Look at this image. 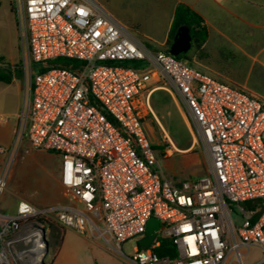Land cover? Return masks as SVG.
<instances>
[{
  "label": "built area",
  "instance_id": "2783aa9c",
  "mask_svg": "<svg viewBox=\"0 0 264 264\" xmlns=\"http://www.w3.org/2000/svg\"><path fill=\"white\" fill-rule=\"evenodd\" d=\"M16 15L29 69L40 66L22 135L61 157V183L80 204L21 200L16 213H0V264H42L48 223L124 255L123 244L144 238L152 217L161 229L148 248L135 246L132 264H245L251 246L264 253V101L144 45L97 0H16ZM155 89L182 108L193 147L206 152L203 175L163 173L160 158L171 148L155 149L144 125ZM7 186L3 173L0 197ZM22 201L33 211L21 214ZM165 237L178 257L155 252Z\"/></svg>",
  "mask_w": 264,
  "mask_h": 264
},
{
  "label": "crops",
  "instance_id": "0c3cea01",
  "mask_svg": "<svg viewBox=\"0 0 264 264\" xmlns=\"http://www.w3.org/2000/svg\"><path fill=\"white\" fill-rule=\"evenodd\" d=\"M97 1L124 24L141 43L153 50L163 51H169V30L175 8L180 3L186 4L203 17L208 30L207 40L192 55L191 66L223 84L233 85L245 91H248L249 88L248 78L258 71L264 72V0H148L143 12L150 18L149 26L139 23L138 16L134 14L138 6L143 8L144 0H135L137 6L135 10H123L112 0ZM151 46H158V48L155 49ZM9 60L11 82L0 83V116L4 117V121H0V146L8 150L16 148V151L26 146L32 149L26 137L22 135L23 125L20 118L27 105L29 85L33 80L30 76L32 68L29 69L28 56L25 52H23L22 58L17 53L12 55ZM27 73H29V77ZM152 86H155V82L152 83ZM159 90L162 89H155L152 92L151 100ZM176 104L186 121L183 110L177 102ZM146 124L145 119L144 125ZM191 148H193V144L191 147L181 148V150L189 151ZM37 152L42 153L43 151ZM15 156L16 152L14 153V151L12 154L0 155V175L4 173L8 181L5 194L0 197V213H16L17 205L21 200L38 206V203L34 202L32 194L25 195L12 184V161ZM57 157L60 159V164L53 175L55 189L60 195V202L57 204L79 205V199L69 193L61 183L62 160L59 155ZM160 159H162L160 164L165 175L175 180L182 179L175 178L170 174L173 157L164 156ZM189 160L199 163L197 155L194 154L189 158L187 156L183 158L180 164L184 166ZM198 172L197 168L194 177L200 176Z\"/></svg>",
  "mask_w": 264,
  "mask_h": 264
},
{
  "label": "rangeland",
  "instance_id": "374dc122",
  "mask_svg": "<svg viewBox=\"0 0 264 264\" xmlns=\"http://www.w3.org/2000/svg\"><path fill=\"white\" fill-rule=\"evenodd\" d=\"M112 1L123 10H135L137 7L135 0ZM146 1L148 0L143 2V8L138 6L134 14L138 16L139 23L149 26L150 18L148 14L143 12L147 6ZM200 46H194L187 53L186 59L189 63H191L192 55L200 49ZM151 47L158 48V46ZM23 52L24 42L17 25L16 0H0V56L3 57L2 66L10 70L8 62L11 56L18 53L22 58ZM39 67L32 65L31 78H34L38 73ZM27 76L29 77V73ZM247 85L249 87L248 92L264 101V72L258 71L251 75L247 80ZM151 101L155 117L148 116L145 126L153 144L171 148L169 156L173 157L174 160L171 161L170 174L175 178L182 179L194 177L197 168L199 169L198 175L204 174L207 168V156L202 147L195 146L189 151L181 150V148L192 146L193 136L170 93L165 90L156 91ZM0 121H4L3 116H0ZM15 149L13 151L16 152V156L12 161V184L25 195L32 194L35 199L34 202L38 203L39 207L56 205L60 202V195L55 189L53 180L56 168L60 164L59 157L54 153H38L27 146L21 150L16 151ZM194 154L197 155L199 163L189 160L184 166L180 164L183 158L186 156L189 158ZM160 160L162 161V159ZM165 169L168 168L165 167ZM233 218L236 224H241L243 221L242 217L236 213L233 214ZM50 238L49 231L48 240ZM138 241L139 238H135L124 243V255H119L103 239L87 237L69 229L66 231L60 250L55 254L52 248H49L43 262L44 264H132L129 258L135 255L134 249L139 244ZM111 244L115 246L114 242ZM242 252L246 253L247 249L243 248ZM263 260L264 253L262 250L257 246H251L245 258V264H259Z\"/></svg>",
  "mask_w": 264,
  "mask_h": 264
},
{
  "label": "trees",
  "instance_id": "16d2710c",
  "mask_svg": "<svg viewBox=\"0 0 264 264\" xmlns=\"http://www.w3.org/2000/svg\"><path fill=\"white\" fill-rule=\"evenodd\" d=\"M188 26L191 28L192 35V47L200 46L203 42H205L208 38V30L205 24L203 17L195 12L191 7L186 4L180 3L176 6L171 27L169 30V45L172 44L174 37L176 36L179 28L181 26ZM190 49V50H191ZM186 54H180L176 56L178 59L186 58ZM62 63L64 66H68L69 64L76 63L75 60L68 58H60L57 60ZM3 57L0 56V83H10L12 79V74L10 70H7L2 66ZM155 149L162 150L164 147L158 146L154 144ZM249 204V203H248ZM48 228L51 234V238L49 241V248L55 252V254L60 250L61 245L64 241V237L66 234V228L54 224L48 223ZM155 252L160 257H178V250L173 240L169 237L160 238V243L158 247L155 249Z\"/></svg>",
  "mask_w": 264,
  "mask_h": 264
},
{
  "label": "water",
  "instance_id": "95a60500",
  "mask_svg": "<svg viewBox=\"0 0 264 264\" xmlns=\"http://www.w3.org/2000/svg\"><path fill=\"white\" fill-rule=\"evenodd\" d=\"M192 47V35L191 28L188 26H181L174 37L172 44L169 47V53L174 56H179L180 54H186L190 51ZM161 229V223L157 218L152 217L146 229V236L139 240V245L142 248H148L152 241L158 235ZM23 245L18 243L14 245L15 250H19ZM49 251V241L44 240V252L47 254ZM44 264V262H42Z\"/></svg>",
  "mask_w": 264,
  "mask_h": 264
},
{
  "label": "clouds",
  "instance_id": "9594fccd",
  "mask_svg": "<svg viewBox=\"0 0 264 264\" xmlns=\"http://www.w3.org/2000/svg\"><path fill=\"white\" fill-rule=\"evenodd\" d=\"M33 211V209L31 208V206H29L28 204L24 203L23 201L20 203L19 205V212L21 214L25 213V212H31Z\"/></svg>",
  "mask_w": 264,
  "mask_h": 264
}]
</instances>
